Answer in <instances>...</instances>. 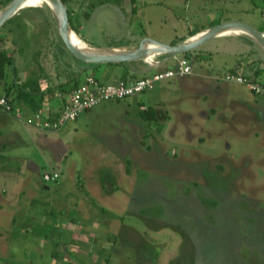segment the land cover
<instances>
[{"label":"rangeland","instance_id":"obj_1","mask_svg":"<svg viewBox=\"0 0 264 264\" xmlns=\"http://www.w3.org/2000/svg\"><path fill=\"white\" fill-rule=\"evenodd\" d=\"M5 1L0 0V9ZM81 2H69L72 22L88 44L98 48L128 39L138 44L144 39L175 44L182 37L189 38L192 30L225 22L248 23L257 29L264 25L263 0ZM85 7L91 11L88 17ZM22 10L0 27L4 44L7 41L16 49L19 74L23 78L42 76V66L53 80L65 78L64 64L73 62L62 51L56 25L42 10ZM241 36L212 37L183 53L193 65L192 75L164 80L150 91L116 99L127 106V116L122 107L89 118H83V112L76 129L68 121L62 129L42 134L58 143L53 148L47 141L44 145L29 141L22 151L31 154L33 148L44 147L48 159L44 172L55 169L62 174L57 181L47 182L50 192L45 205H52L48 207L51 216L43 215L42 223L56 220L62 224L72 219L80 231L83 216L74 213L73 203L80 199L86 204L87 195L98 208L88 216L92 222L120 219L121 227L113 226L118 230L109 240V254L118 253L111 256V264H264V106L258 105L264 101L253 104L244 84L224 78L232 62L241 70L252 60L238 50L248 48ZM140 62L138 66H144ZM10 69L7 66V72ZM124 70L101 63L97 77L109 75L113 81ZM200 93L206 97H199ZM146 106L154 109V119L146 120L140 114ZM100 109L101 105L94 110ZM24 127L46 133L27 124ZM54 149L55 154H64L55 158ZM87 171L90 182L99 177L108 189L117 180L119 189L113 195L118 198H112V206L118 205V212L105 206L92 184L90 189L84 186L83 192L78 189ZM128 182L134 190L127 203L121 192ZM93 246L86 247L87 253H93Z\"/></svg>","mask_w":264,"mask_h":264},{"label":"crops","instance_id":"obj_2","mask_svg":"<svg viewBox=\"0 0 264 264\" xmlns=\"http://www.w3.org/2000/svg\"><path fill=\"white\" fill-rule=\"evenodd\" d=\"M241 35H243L241 36V38L245 42V45L246 46L248 45V48L246 49L247 51L244 50V48L238 49L239 52L248 53L249 56H251L252 49L255 48L256 51L254 53L252 60H250V62H248L247 64L243 65L241 70L236 68L235 65L237 63L234 61L231 63L232 66L228 67V71L232 72L234 70L235 72L241 74L242 69L245 66H247L246 67L247 72L249 73L256 65L259 64V67L262 70L258 75L253 76V78H255L258 81L264 82V50L258 45L252 46V44H250L249 41L247 40V38H251L248 35H244V34ZM219 37H224V36H219ZM6 44H7L6 45L7 49L10 48V46H12L11 44H8L7 41ZM109 45L111 47H119L122 49L123 48L134 49L137 48L138 43H134V41L128 39L127 42L116 44V46H113V44H109ZM182 56H184V54ZM182 56L177 54V56L175 57V55H171L167 52H161L157 54L155 57V60L157 61V65L150 66L145 62L143 61L142 62L144 63V65L150 66L153 72H156L158 70L172 68L173 65H176V59ZM255 57L262 61H257V59L255 60ZM140 61L137 62V66L140 64ZM189 62L191 64L190 60ZM191 66H192V71L190 74L183 76H175V77L180 78V77L192 75L193 65ZM138 68L140 67L138 66ZM204 77L215 78L213 76H204ZM21 78L25 79L22 76ZM170 79L172 78H168L165 80L167 81ZM10 80L11 78L9 75V77H7V82L10 83ZM51 80H53L52 77ZM166 89L167 88H165V90ZM67 95L68 93L62 95L59 92H57L53 97H50V99H48L44 103L45 107L42 109L43 110L45 108L46 109L45 111L42 110V112L48 111L53 114H56V112L61 108L62 103L66 99ZM253 95L254 94H252L251 96V98H253L252 101L253 104L254 103L258 104L262 100L264 101V98L262 96H256V95L253 96ZM199 97L204 98L206 96L204 95V93H200ZM120 100L115 99V100L103 101L97 105V106L101 105V109L99 111L94 110L95 107H97L95 106L94 108L84 112L83 115L85 116L83 118H89L91 117V115L101 116L105 114V111L107 110L110 111L114 108L119 109L120 107H122L123 111H125L127 106L124 105L122 106ZM244 100L246 101V99ZM244 100L243 102H245ZM232 102H235L236 104H240L242 100H238V101L232 100ZM258 105L264 106V104H258ZM20 106L25 115H30L33 113L32 111H29L25 106L23 105ZM115 111L118 110L115 109ZM125 114L127 116L129 114V110H126ZM79 116L77 118H79ZM77 118L74 121H72L74 122L75 129L79 125L78 123H76L78 120ZM86 123H87L86 126L87 125L89 126L88 120H86ZM23 125L25 126L26 124L15 119L13 116H11V114L5 112L0 108V264H111L113 263L114 261H112L111 256L116 255L118 253H115V250H113L114 254H112V252L111 254H109V252L112 251L110 250L109 240L111 234L112 236H115L118 230V228L115 227L113 228V226L118 224L119 227H121L120 223L117 222V220L119 221L120 219L112 218L106 220L105 223H102L103 225L100 222L102 219H97L98 221L92 222V219H89L88 216L92 214V212L98 210V208L94 206L93 201H91V198H89V196L87 195L85 196L88 199L86 204L81 203L79 201L80 199L73 203L75 208L74 213L83 216L84 222L82 224L83 225L82 227L84 228H82L80 231L78 230L79 224L75 223L74 220L72 219H68V221L62 224H59V222L56 220H53L51 222L44 221V224L42 223L43 215L44 216H46V214L49 215L51 211L48 207L52 206V205L50 206L45 205V201H46L45 195H47L50 192V186H48L47 182H45L42 178V175L45 170L44 166L45 165L48 166V159L46 158L47 157L46 155L44 158V153L46 154L44 147H38V149L37 147L33 148L32 151L33 153L31 154L24 153L22 151V148L25 151L26 144H28L29 141H33V139L42 142L43 145H44V141H47V144H49L52 148L55 146L56 142H53V140L47 136H42V134L46 135L47 132L41 133L34 129L30 130L25 128ZM56 144L58 145V143ZM99 144H102L103 146H105L104 144H106L107 146V143H99ZM105 149L109 151H113V149H110L108 147H105ZM53 152L55 158L59 157L60 153L61 155L64 154V152L62 153L60 151H58L55 154V149ZM40 154H42L43 158ZM50 155L52 156V152H50ZM51 170H53L54 172H59L58 170L55 169H51ZM118 172L120 173V171ZM90 174L91 172L88 171L85 173V178L87 181L84 178L83 183L79 182L77 184L78 189L81 190V192H83V190L85 189L84 186L90 189V184H92L91 188L99 190L98 193L101 194V198L104 200L105 206L110 207L113 209V211L115 210L116 212H118L117 210L119 209L116 208L118 205L116 206L114 205L115 207L112 206V204H114L112 202L113 201L112 198H114V200L115 198H118V197H114L113 195V192L116 191V189H119V187H116V185L119 184L117 180H113L114 182L110 183L113 185V187L111 186L112 188L110 187V189H108L103 185V180L102 181L99 180V177H97L94 180H91L90 182L88 179L90 178L89 177ZM60 175L62 174L59 173V177ZM117 176L120 177L119 175ZM120 179H122L123 181V175H121ZM130 182L133 184V180ZM130 185L131 184H129L128 182L125 188L126 190H124L125 192L124 191L121 192L124 193V195L126 196L125 199H128L127 203L133 199L132 193L134 188L133 186L131 187ZM53 192H55V190ZM105 195H109V196H105ZM56 199L58 200L59 197ZM106 200L111 202V204ZM123 203H125V201H123ZM105 208L106 207L102 206V209ZM92 228L94 229L95 233L91 234ZM86 229H88L90 232L86 231ZM96 230H100L101 232L96 233ZM96 237H98V239ZM93 244L95 245L92 248L93 253H91L90 251H88L87 253L86 247L88 248ZM94 249L95 250L97 249V251L94 252L93 251ZM106 249H108V251ZM105 251L108 253V255H106V253H103ZM102 254L106 256L102 257Z\"/></svg>","mask_w":264,"mask_h":264},{"label":"trees","instance_id":"obj_3","mask_svg":"<svg viewBox=\"0 0 264 264\" xmlns=\"http://www.w3.org/2000/svg\"><path fill=\"white\" fill-rule=\"evenodd\" d=\"M63 4L67 10L68 18H69V24L71 26V29L74 30V32L85 42V38L81 34L80 30L76 29L72 22V13L73 10L70 8V0H62ZM82 4H84L85 0H81ZM264 1V0H263ZM10 2V0H6L4 4L2 5L3 10L6 5ZM86 6V5H83ZM38 10H42L43 14L46 16L47 20L57 27L56 18L50 9L49 6L43 5L42 7H35ZM261 12L264 13V3H262L261 6ZM24 9V8H22ZM20 9L21 11H23ZM85 11H87L86 17H88L91 14V11H88V8H84ZM14 17H10L7 21H5L3 24L8 23L10 19H13ZM207 27L198 29V30H192L189 34V36L194 35L196 32L205 30ZM261 31H264V25H262V28L259 29ZM186 38V37H185ZM184 37L180 38L176 42L172 43H178L185 39ZM60 43L62 45V51L67 53L73 64L65 63V78H60V80L53 82L55 80H51L50 76L45 73L42 66L39 67L40 72L43 74L40 76L39 74L36 76H31L29 78L22 79L19 75V71L15 65L16 62V55L15 51L16 49L12 46V50L9 51V49L6 48V45L4 44V38L0 36V95H4L8 98H10L12 101H14L16 104L25 106L29 111L37 112L42 111L45 107L44 103L50 99V97H53L57 92L64 95L65 93H68L75 88L77 85L82 83L86 77V75H89L86 73L87 70H93L94 73L90 74L93 75L96 79L97 77V69L100 67L101 63H85L81 62L78 59H76L74 56H72L69 51L66 49L62 39L60 38ZM250 44L252 46L257 45V43L252 38H247ZM88 43V42H87ZM116 46V45H113ZM23 47V46H21ZM59 53L60 49L58 48ZM255 48L252 49L251 56L253 58L255 53ZM257 58L255 57V60ZM257 61H262L260 59H257ZM138 61H124V62H117V63H106L110 67H124L125 70L122 72L121 76L114 79L113 81H110V76L106 75L101 77L99 80L103 83H109L115 82L119 79L128 81L133 80L134 78H138L139 76H146L151 75L155 72L152 71V68L150 66L144 65L143 67L138 68L137 66ZM141 63V62H140ZM143 63V62H142ZM7 66H11L10 72H7L6 68ZM247 66H245L242 71L241 75L246 77H251L258 75L261 72V68L259 67V64L256 65L251 72H247ZM233 73H237L234 70ZM11 77L10 83L7 82V76ZM102 76V75H101ZM116 78V77H115ZM255 79V78H254ZM103 80V81H102ZM107 80V81H106ZM2 85V87H1ZM46 109V108H45ZM45 109L43 111H45ZM48 112V111H47ZM140 114L143 116L144 119H154L155 113L154 109L150 106H148L145 110H141Z\"/></svg>","mask_w":264,"mask_h":264},{"label":"built area","instance_id":"obj_4","mask_svg":"<svg viewBox=\"0 0 264 264\" xmlns=\"http://www.w3.org/2000/svg\"><path fill=\"white\" fill-rule=\"evenodd\" d=\"M156 55L145 58V63L150 66L157 65ZM191 71L192 66L189 60L182 56L176 59V65L172 68L158 70L151 75L140 76L128 81L119 79L115 82L103 83L93 75H86L84 81L69 92L56 114L37 111L25 115L20 105L4 95H0V108L15 119L38 130L57 131L66 122L74 121L80 114L94 108L102 101L122 99L150 91L162 80L188 75ZM224 78L229 82L244 84L252 94L264 97V82L233 72H228ZM58 177L59 174L54 171L44 172L42 175L45 182L57 181Z\"/></svg>","mask_w":264,"mask_h":264},{"label":"water","instance_id":"obj_5","mask_svg":"<svg viewBox=\"0 0 264 264\" xmlns=\"http://www.w3.org/2000/svg\"><path fill=\"white\" fill-rule=\"evenodd\" d=\"M24 0H11L6 7L0 11V27L7 21L12 15H14L22 7V2ZM50 9L52 10L56 22L57 29L60 33L61 39L69 51V53L81 62L85 63H117L124 61H138L141 60L145 62L146 54L148 49L145 47L146 43H155L159 45L162 49L160 52H167L171 55L186 53L212 37H215L221 30L225 28L235 27L240 30L245 31L248 36L251 37L259 47L264 50V31L257 29L255 26L243 23V22H225L220 24H215L210 28L204 30V34L192 42L185 43L183 40L175 44H162L160 42L154 41L153 39L142 40L137 48L134 49H122L114 53H93L88 54L83 52L74 46L70 39L71 26L69 24V18L67 10L63 4L62 0H48Z\"/></svg>","mask_w":264,"mask_h":264},{"label":"bare ground","instance_id":"obj_6","mask_svg":"<svg viewBox=\"0 0 264 264\" xmlns=\"http://www.w3.org/2000/svg\"><path fill=\"white\" fill-rule=\"evenodd\" d=\"M22 7L21 8H27V7H42L43 5L49 6L50 3L48 0H24L22 2ZM204 34V30L195 33L194 35H191L189 38H185L183 41L185 43L192 42L202 36ZM249 35L245 31L240 30L235 27H230V28H225L221 30L215 37L219 36H230V35ZM70 39L72 43L74 44L75 47L78 49L82 50L83 52H86L88 54H93V53H114L117 51H121L122 48L119 47H110V48H98L89 45L87 42H85L83 39H81L75 32L74 30L71 29L70 31ZM145 47L148 49V52L146 54V58L151 57L153 55L161 53V47L155 43H146Z\"/></svg>","mask_w":264,"mask_h":264}]
</instances>
